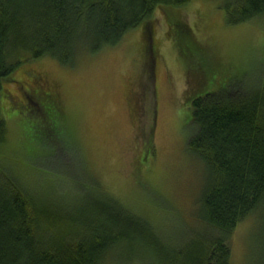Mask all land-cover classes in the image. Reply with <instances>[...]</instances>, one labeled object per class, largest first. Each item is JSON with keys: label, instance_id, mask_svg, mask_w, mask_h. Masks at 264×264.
I'll return each mask as SVG.
<instances>
[{"label": "rangeland", "instance_id": "obj_1", "mask_svg": "<svg viewBox=\"0 0 264 264\" xmlns=\"http://www.w3.org/2000/svg\"><path fill=\"white\" fill-rule=\"evenodd\" d=\"M177 11L185 20V36L202 50L205 66L201 58L188 57L177 38L178 26L170 24L160 7L146 21L157 55L150 79L145 73L150 38L145 23L114 45L95 52L78 49L72 64L49 54L27 57L15 75L30 87L14 82L9 88L24 111L37 108L35 96H54L63 116L64 130L57 133L63 141L55 134V140L45 137L42 143L32 139L23 115L13 110L6 114L8 134L0 147V166L38 200L80 207L81 188L90 180L87 171L175 248L193 233L209 230L198 209L205 166L187 148L194 131L189 122L191 98L208 89L256 84L264 78V14L230 23L222 0H190ZM213 68L219 76L210 73ZM30 70L40 74L45 90L29 80ZM204 76L208 82L196 91ZM262 218V210L256 211L233 231L230 264L262 263ZM137 245L117 264H167Z\"/></svg>", "mask_w": 264, "mask_h": 264}, {"label": "trees", "instance_id": "obj_2", "mask_svg": "<svg viewBox=\"0 0 264 264\" xmlns=\"http://www.w3.org/2000/svg\"><path fill=\"white\" fill-rule=\"evenodd\" d=\"M188 1L0 0V147L8 134L6 114L13 110L23 115L32 139L42 143L45 137L55 140V134L63 141L53 131L54 122L60 121L49 105L51 96H35L37 108L24 111L9 88L14 82L30 87L15 75L27 57L49 54L72 64L80 48L95 52L118 43L140 24L149 28L146 21L160 7L170 24L178 26L177 38L188 57L201 58L205 66L199 45L184 34L185 20L176 16ZM222 5L230 23L264 14V0H222ZM149 35L145 73L150 79L157 60L151 27ZM215 70L210 73L219 76ZM28 76L37 82L40 74L30 70ZM207 79L198 82L196 91ZM258 81L231 83L191 98L194 131L187 148L206 170L198 209L207 232L193 233L175 248L87 171L90 180L81 188V206L71 207L38 200L0 166V264H117L125 254H133L136 243L167 264H230V237L239 223L262 210L264 225V78Z\"/></svg>", "mask_w": 264, "mask_h": 264}, {"label": "flooded vegetation", "instance_id": "obj_3", "mask_svg": "<svg viewBox=\"0 0 264 264\" xmlns=\"http://www.w3.org/2000/svg\"><path fill=\"white\" fill-rule=\"evenodd\" d=\"M179 24V23H178ZM154 46H156V44L154 43ZM156 49V48H155ZM154 49V50H155ZM147 50H148V40L146 42V46H145V54H147ZM39 81L38 82H35V80H33L35 82V84L37 83L38 85H40L39 87H42V88H39L40 90H45L44 88V83L42 82L43 80H41V77L39 76L38 77ZM53 96V95H52ZM49 105H52V107H54L55 111H56V114L58 116V120L60 122H54V126L56 127L53 131L55 133H60L61 129L64 130V126H63V116H62V113L60 112L58 106V102L56 101L55 97H51V102H49ZM37 106V105H36ZM61 134V133H60Z\"/></svg>", "mask_w": 264, "mask_h": 264}]
</instances>
